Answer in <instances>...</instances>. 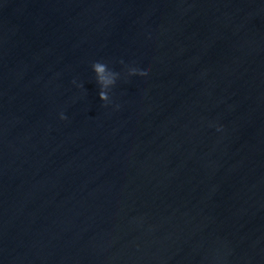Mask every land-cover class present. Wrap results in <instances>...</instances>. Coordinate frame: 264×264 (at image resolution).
I'll return each mask as SVG.
<instances>
[{
	"label": "water",
	"instance_id": "obj_1",
	"mask_svg": "<svg viewBox=\"0 0 264 264\" xmlns=\"http://www.w3.org/2000/svg\"><path fill=\"white\" fill-rule=\"evenodd\" d=\"M0 264H264V0H0Z\"/></svg>",
	"mask_w": 264,
	"mask_h": 264
},
{
	"label": "clouds",
	"instance_id": "obj_2",
	"mask_svg": "<svg viewBox=\"0 0 264 264\" xmlns=\"http://www.w3.org/2000/svg\"><path fill=\"white\" fill-rule=\"evenodd\" d=\"M92 68L96 75V83L100 86V91L98 93L99 99L104 102L105 106H107L108 103H110L109 92L115 85L120 74L112 71L105 63L102 62L93 63ZM148 71L149 69L130 67L128 68V75L146 76L148 74ZM117 107L119 106L117 105ZM60 118L62 120L67 119V117L63 113H61ZM218 130L220 129L218 128Z\"/></svg>",
	"mask_w": 264,
	"mask_h": 264
}]
</instances>
